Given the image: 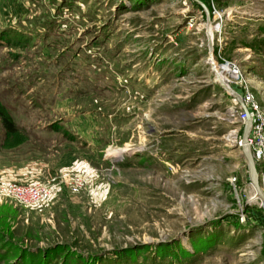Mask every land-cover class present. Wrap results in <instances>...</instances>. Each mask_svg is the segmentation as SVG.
Here are the masks:
<instances>
[{
    "label": "rangeland",
    "instance_id": "obj_1",
    "mask_svg": "<svg viewBox=\"0 0 264 264\" xmlns=\"http://www.w3.org/2000/svg\"><path fill=\"white\" fill-rule=\"evenodd\" d=\"M215 10L209 49L191 0H0L17 126L0 119V184L50 188L0 202V264H264L239 102L214 73L264 113V0Z\"/></svg>",
    "mask_w": 264,
    "mask_h": 264
},
{
    "label": "built area",
    "instance_id": "obj_2",
    "mask_svg": "<svg viewBox=\"0 0 264 264\" xmlns=\"http://www.w3.org/2000/svg\"><path fill=\"white\" fill-rule=\"evenodd\" d=\"M212 12L215 10V1L209 0ZM239 94L251 116V127L247 137V143L252 153L259 176L264 177V113L256 101L248 85L240 86ZM236 117L241 122L245 113L238 104ZM264 189V185H263ZM50 188L45 184L24 185L15 182L0 184V202H13L14 205L36 206L48 200Z\"/></svg>",
    "mask_w": 264,
    "mask_h": 264
},
{
    "label": "water",
    "instance_id": "obj_3",
    "mask_svg": "<svg viewBox=\"0 0 264 264\" xmlns=\"http://www.w3.org/2000/svg\"><path fill=\"white\" fill-rule=\"evenodd\" d=\"M192 1H194L202 9V11L206 15L207 42H208L209 49H211L212 37L208 32V27L210 26V24H209V22H210L209 10H208L207 6L201 0H192ZM209 56H210L209 57L210 60L209 59L208 60L212 62V53H210ZM214 73L217 76L216 71H214ZM218 81L220 83V86L224 90H226L229 94H231L233 97H235L238 100L242 111L245 113V118L242 121V133H241L240 142L238 145H239L240 151L242 153V156H243L245 164H246L247 177H248L250 187H251L252 191L254 192L257 200H259L260 207L264 210V189H263L262 185L260 184L259 174H258L256 165H255L252 153H251L250 148H249L248 143H247V137H248L250 127H251V116H250L248 110L246 109L245 105L243 104L240 94L237 93L233 88H231L229 86L228 82L227 83L221 82L219 79H218Z\"/></svg>",
    "mask_w": 264,
    "mask_h": 264
},
{
    "label": "trees",
    "instance_id": "obj_4",
    "mask_svg": "<svg viewBox=\"0 0 264 264\" xmlns=\"http://www.w3.org/2000/svg\"><path fill=\"white\" fill-rule=\"evenodd\" d=\"M192 1V0H191ZM207 7L208 9L210 10V12H212V8L210 6V1L209 0H201ZM195 5H197L194 1H192ZM198 6V5H197ZM199 7V6H198ZM200 8V7H199ZM200 10H202L200 8ZM0 119H1V122H2V126H3V130L7 133V134H15L17 132V126H16V123H15V120L13 118V116L10 114V112L4 107V105L0 102ZM51 248V247H50ZM50 248H43L42 251L43 252H46L47 250H50ZM64 248H67V247H64ZM137 248V247H135ZM124 251L126 249H123ZM128 250V249H127ZM42 251H39V252H42ZM38 252V253H39ZM75 252V251H74ZM77 255H80V253L78 252H75ZM163 255H165V250L163 251ZM183 254H187V251H183ZM162 255V256H163ZM80 258V262L81 261H84V258L83 257H79ZM94 258V257H93ZM95 259H98V257L95 256ZM104 261V259H100L98 261V264H102V262ZM80 262L76 263V264H80ZM135 262V261H134ZM42 264V263H41ZM86 264H89L88 262ZM128 264V263H127ZM138 264V263H137Z\"/></svg>",
    "mask_w": 264,
    "mask_h": 264
},
{
    "label": "bare ground",
    "instance_id": "obj_5",
    "mask_svg": "<svg viewBox=\"0 0 264 264\" xmlns=\"http://www.w3.org/2000/svg\"><path fill=\"white\" fill-rule=\"evenodd\" d=\"M209 29H210V26L208 27V32H209V34H211V29H210V31H209ZM209 60H210V58H209ZM211 62V61H210ZM211 65H213L214 66V63H213V61L211 62ZM216 69V68H215ZM216 71V74H217V76H218V78H219V80L221 81V82H227L228 80H227V78L226 77H224V74L223 73H225V72H231V70H229V68H227V66H224V68L223 69H221V70H215ZM257 200V198L255 197V194H254V192L252 191V193L250 194V196H249V200L248 201H256Z\"/></svg>",
    "mask_w": 264,
    "mask_h": 264
}]
</instances>
